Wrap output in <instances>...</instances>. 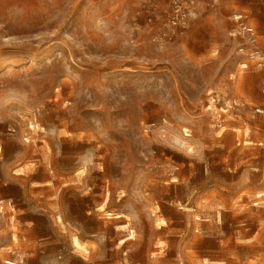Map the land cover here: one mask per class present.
I'll use <instances>...</instances> for the list:
<instances>
[{
    "label": "rangeland",
    "instance_id": "374dc122",
    "mask_svg": "<svg viewBox=\"0 0 264 264\" xmlns=\"http://www.w3.org/2000/svg\"><path fill=\"white\" fill-rule=\"evenodd\" d=\"M237 15L264 54V0H0V264H264Z\"/></svg>",
    "mask_w": 264,
    "mask_h": 264
},
{
    "label": "built area",
    "instance_id": "2783aa9c",
    "mask_svg": "<svg viewBox=\"0 0 264 264\" xmlns=\"http://www.w3.org/2000/svg\"><path fill=\"white\" fill-rule=\"evenodd\" d=\"M236 28L231 32L232 37L239 38L244 41L247 48L241 47L239 54L254 61L257 67L264 66V54L259 48L258 36L253 27L243 18L242 15L235 16ZM243 68H247V64L242 65ZM257 113H262L260 109L256 110Z\"/></svg>",
    "mask_w": 264,
    "mask_h": 264
},
{
    "label": "crops",
    "instance_id": "0c3cea01",
    "mask_svg": "<svg viewBox=\"0 0 264 264\" xmlns=\"http://www.w3.org/2000/svg\"><path fill=\"white\" fill-rule=\"evenodd\" d=\"M17 176H21V175H17ZM50 182H46V183H43V184H40V186H38L37 188H46L47 186H49L48 184H49ZM17 186H19V185H17ZM66 185H63V187H65ZM19 188H20V190L23 188V187H21V186H19ZM56 214H61L60 215V217L62 218V221H63V223H64V218H63V216H62V213L60 212V211H57L56 212ZM58 216H55V218H57ZM103 220H104V218H102V217H97V221H99V222H103ZM54 226L58 229V231L59 232H64L62 229H61V227L59 226V225H57V223H55L54 222ZM82 243H84L85 245H86V247L87 246H89L90 244H91V240H84V242H82Z\"/></svg>",
    "mask_w": 264,
    "mask_h": 264
},
{
    "label": "bare ground",
    "instance_id": "6f19581e",
    "mask_svg": "<svg viewBox=\"0 0 264 264\" xmlns=\"http://www.w3.org/2000/svg\"><path fill=\"white\" fill-rule=\"evenodd\" d=\"M100 209H103V206L100 207ZM108 216L111 215V213H106ZM120 215L115 216V218H120ZM72 245L76 249V251H86V246L81 243V241L77 237H73L72 239Z\"/></svg>",
    "mask_w": 264,
    "mask_h": 264
}]
</instances>
